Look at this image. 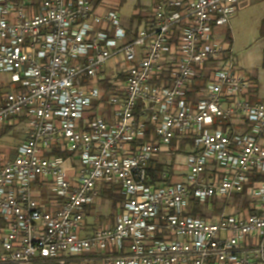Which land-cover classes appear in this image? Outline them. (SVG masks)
<instances>
[{"label": "built area", "instance_id": "obj_1", "mask_svg": "<svg viewBox=\"0 0 264 264\" xmlns=\"http://www.w3.org/2000/svg\"><path fill=\"white\" fill-rule=\"evenodd\" d=\"M99 5L0 0V73L14 87L0 124L29 119L0 164V264H264V102L215 38L238 0H156L136 32ZM183 141L185 180L166 166L151 183L152 164ZM104 189L122 199L115 224L83 235ZM237 196L250 207L190 215Z\"/></svg>", "mask_w": 264, "mask_h": 264}, {"label": "rangeland", "instance_id": "obj_2", "mask_svg": "<svg viewBox=\"0 0 264 264\" xmlns=\"http://www.w3.org/2000/svg\"><path fill=\"white\" fill-rule=\"evenodd\" d=\"M106 4H109V7H117L121 23L124 27L130 26L133 20V13L135 7L139 4L137 0H127L124 3L119 5L120 0H105ZM151 0H140V4H147ZM238 18L232 23V30L228 27L217 30L215 38L221 41L226 42V45H232V55L236 58L237 61L246 60L252 58L253 63L256 61V68L250 69L249 73L254 76H260L262 80V90L264 91V69L261 67V45L264 43V38L261 36V24H259V19L264 16V0H238ZM230 25V24H229ZM231 30V31H230ZM230 34V40L227 39V35ZM258 49V53H257ZM8 76L0 73V91L5 94L9 91L7 87V78ZM257 101L256 98L253 100ZM0 130L1 126H0ZM3 139L6 141H13L12 137L4 136ZM177 179L175 178L174 182ZM220 204V203H219ZM217 204L216 208L213 206L212 210L205 205H202V213L205 217L220 216L221 214H237L242 209L241 202L230 203L224 202L221 203V206ZM219 205V206H218ZM221 209L218 211V209ZM95 211L92 213L103 214L101 216L100 222L96 224L98 228H105L109 225H112L116 219V209L113 208L110 201L99 199L95 206ZM67 264H104V262L94 256H83L77 259H74Z\"/></svg>", "mask_w": 264, "mask_h": 264}, {"label": "crops", "instance_id": "obj_3", "mask_svg": "<svg viewBox=\"0 0 264 264\" xmlns=\"http://www.w3.org/2000/svg\"><path fill=\"white\" fill-rule=\"evenodd\" d=\"M104 1L105 0H102L100 2L99 7H98V12L100 14L105 13L106 10L110 6L109 4H106ZM126 1L127 0H125V2ZM155 1L156 0H151V2L141 5L140 0H137V2H139V4L134 9V13L132 15L133 16L132 23L130 26H126L125 28L128 29L130 32H133V31L136 32L137 28L139 26H141L144 21H147L148 11H149L150 7L155 3ZM120 4H121V0L119 2V5ZM238 12H239V10H238ZM237 18H238V13L235 16V18H233L230 22L229 28L231 30H232V23H234L233 21H235ZM263 20H264V16L259 19V24H261ZM262 38H264V37H262ZM230 48L232 50V45ZM260 48H261V52H262L260 64L262 67L264 43L261 45ZM257 53H258V49H257ZM237 62L239 64L240 68L244 72H247L250 75H252V74L249 73V70L256 68V66H257L256 64L258 63V61H256V63L254 64L251 57L246 59V60H241V61H237ZM6 76H8V75H6ZM252 77H254L257 80V92L254 94L253 100H254V98H256L257 102H264V91L262 90V85H261V81H260L262 79L260 76L252 75ZM7 78H8V80L6 82L7 83L6 85L9 88V91H11L14 87L10 83V77L8 76ZM4 95L5 94H3L0 91V102H1V99ZM0 126L2 129V130H0V164H2L5 162H8V161H12L16 158L19 146L27 139V133L29 130V119L27 117L23 116V117L18 118L15 121H13L9 125L0 124ZM236 128L240 131H244L246 129V127H244V126H240V127H236ZM4 136L12 137L13 141L12 142L6 141V139H3ZM181 143L174 142L173 145L171 146L170 150L168 152L160 155L158 160H156V163L162 164L164 166V168L166 166H169L171 168V176H172L171 181L172 182H174L175 178L178 180V181L176 180L177 182L184 181L185 176L187 175L186 158L192 151V144L187 143L186 145H184L185 147H182ZM34 191H35V194L39 198L40 201H42L43 203L48 201L49 193H47L46 190L43 189L41 186H39V185L35 186ZM116 196H117V198L119 197V195L114 190L104 189L101 191L100 198L107 200V201H110L113 208L117 210L118 204L116 201ZM216 205H217V203L214 202L213 206L215 208H216ZM219 205L221 206V203ZM95 206H96V204L94 206H91L88 209V214H87V219H86L87 230L84 232L83 235H90L93 232H95L96 230L102 229V228L96 227V224L98 222H100L101 216H103V214H97V215L95 214V216H93L92 213L95 211V209H94ZM114 224H115V220H114L113 224L109 225V226H113ZM2 252H3V248H2V245L0 243V254ZM89 256L96 257L95 254H90ZM44 264H54V263H44Z\"/></svg>", "mask_w": 264, "mask_h": 264}, {"label": "trees", "instance_id": "obj_4", "mask_svg": "<svg viewBox=\"0 0 264 264\" xmlns=\"http://www.w3.org/2000/svg\"><path fill=\"white\" fill-rule=\"evenodd\" d=\"M96 1L97 3H100L102 0H94ZM125 0H121V3H124ZM261 36L264 37V20L262 21L261 23ZM227 39L230 40V34L227 35ZM262 68L264 69V51H263V62H262ZM250 75V74H249ZM252 77V75H250ZM253 80L255 81V83L257 84V80L252 77ZM257 92V90H256ZM187 143H190L189 141H183L181 144H182V147H185L184 145H186ZM54 155L56 156H59V157H63V158H68L69 157V154L68 153H61L60 151H54L53 152ZM164 169V166L162 164H158V163H153L152 164V168L150 170V175H151V183H160L161 180H160V173L161 171ZM240 197L237 196L236 199H235V203H237L239 201ZM121 197L119 196L117 198L116 196V201H117V204H119L121 202ZM116 204V205H117ZM118 206V205H117ZM250 207V203L249 201H247L246 199L242 202V207L241 209H245V208H248ZM221 210V209H218V211ZM220 213V211H219ZM190 215L192 216H195V217H205L202 213V207L201 205H199L198 203H194L192 208H191V211H190Z\"/></svg>", "mask_w": 264, "mask_h": 264}]
</instances>
